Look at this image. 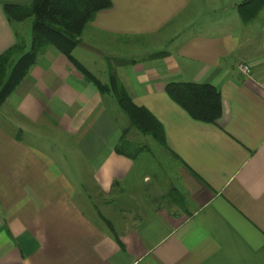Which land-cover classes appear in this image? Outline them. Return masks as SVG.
I'll use <instances>...</instances> for the list:
<instances>
[{
  "label": "crops",
  "instance_id": "0c3cea01",
  "mask_svg": "<svg viewBox=\"0 0 264 264\" xmlns=\"http://www.w3.org/2000/svg\"><path fill=\"white\" fill-rule=\"evenodd\" d=\"M111 1L73 55L116 75L164 143L133 132L136 155L118 153L128 117L49 47L0 108V264H264V8ZM31 2L0 0V56L19 29L4 6ZM172 82L215 86L218 122L193 119Z\"/></svg>",
  "mask_w": 264,
  "mask_h": 264
},
{
  "label": "trees",
  "instance_id": "16d2710c",
  "mask_svg": "<svg viewBox=\"0 0 264 264\" xmlns=\"http://www.w3.org/2000/svg\"><path fill=\"white\" fill-rule=\"evenodd\" d=\"M250 3L255 4V9L243 16L244 21L253 19L264 8V0H247L242 5ZM111 6V0H32L24 6L6 4L4 11L12 24L31 23V44L28 46L18 29L15 45L0 56V108L36 64L38 57L49 47H54L102 94L112 95L117 101L130 125L123 130L116 151L133 158L139 150L138 143L131 138L133 132L164 143L162 124L150 110L132 101L116 75H112L108 83H103L73 55L86 26L99 11ZM167 93L195 120L215 124L222 116L221 93L211 84L172 82L167 85Z\"/></svg>",
  "mask_w": 264,
  "mask_h": 264
},
{
  "label": "rangeland",
  "instance_id": "374dc122",
  "mask_svg": "<svg viewBox=\"0 0 264 264\" xmlns=\"http://www.w3.org/2000/svg\"><path fill=\"white\" fill-rule=\"evenodd\" d=\"M18 28H19V31L22 34V36L25 37V39L28 43V46H30V44H31V23L30 22L23 23L21 25H18ZM149 139L151 140L150 137H149Z\"/></svg>",
  "mask_w": 264,
  "mask_h": 264
},
{
  "label": "built area",
  "instance_id": "2783aa9c",
  "mask_svg": "<svg viewBox=\"0 0 264 264\" xmlns=\"http://www.w3.org/2000/svg\"><path fill=\"white\" fill-rule=\"evenodd\" d=\"M239 70L244 74V75H251V67L249 64L246 63H241L239 64Z\"/></svg>",
  "mask_w": 264,
  "mask_h": 264
}]
</instances>
